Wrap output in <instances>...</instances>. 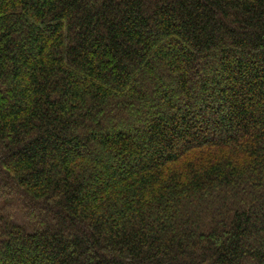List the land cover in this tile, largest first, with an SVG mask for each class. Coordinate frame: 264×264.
Segmentation results:
<instances>
[{"label":"trees","instance_id":"1","mask_svg":"<svg viewBox=\"0 0 264 264\" xmlns=\"http://www.w3.org/2000/svg\"><path fill=\"white\" fill-rule=\"evenodd\" d=\"M0 264H264V0H0Z\"/></svg>","mask_w":264,"mask_h":264}]
</instances>
